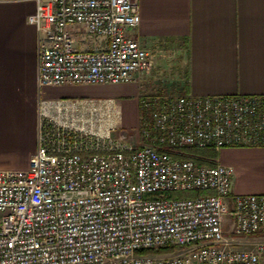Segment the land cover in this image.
<instances>
[{
  "label": "built area",
  "instance_id": "built-area-1",
  "mask_svg": "<svg viewBox=\"0 0 264 264\" xmlns=\"http://www.w3.org/2000/svg\"><path fill=\"white\" fill-rule=\"evenodd\" d=\"M140 18V0H37L38 146L28 168L0 169V264H260L264 239L237 247L224 225L264 234V193L232 194L233 167L189 148L264 147V94H141L135 129L116 98L41 95L148 74L127 34Z\"/></svg>",
  "mask_w": 264,
  "mask_h": 264
},
{
  "label": "crops",
  "instance_id": "crops-1",
  "mask_svg": "<svg viewBox=\"0 0 264 264\" xmlns=\"http://www.w3.org/2000/svg\"><path fill=\"white\" fill-rule=\"evenodd\" d=\"M36 6L37 0H0L2 170L28 168L38 146L39 32L28 20ZM140 14L127 34L147 49L153 71L176 76L177 91L264 94V0H140ZM81 47L103 48L106 39ZM149 75L123 83L46 86L41 95L116 98L123 108L122 127L135 129L139 96L155 92ZM217 159L233 167L232 194L264 193L263 146L226 147Z\"/></svg>",
  "mask_w": 264,
  "mask_h": 264
},
{
  "label": "rangeland",
  "instance_id": "rangeland-1",
  "mask_svg": "<svg viewBox=\"0 0 264 264\" xmlns=\"http://www.w3.org/2000/svg\"><path fill=\"white\" fill-rule=\"evenodd\" d=\"M154 72V73H153ZM149 75V80H151V84L153 85V90L155 92L151 94H162V95H170V94H179L181 92L177 91V82L178 80L176 79V76L174 77V74H166L161 73L160 71H153L152 70L148 73ZM169 75V76H168ZM173 75V76H172ZM134 129V128H133ZM134 131V130H132ZM206 159V158H204ZM233 222L234 218L233 216L226 214L225 215V225L224 229L228 236L232 240L236 242V246L240 248H248L251 247L255 241L264 239V234H257L253 236H242V235H235L233 233ZM169 251H162L160 252L161 255L168 254ZM262 264L264 261V255L261 256Z\"/></svg>",
  "mask_w": 264,
  "mask_h": 264
},
{
  "label": "trees",
  "instance_id": "trees-1",
  "mask_svg": "<svg viewBox=\"0 0 264 264\" xmlns=\"http://www.w3.org/2000/svg\"><path fill=\"white\" fill-rule=\"evenodd\" d=\"M189 151L193 154V158L199 162V163H209V164H214L215 159L218 158L219 152L216 151L213 148H189ZM203 158H201V157ZM204 157L206 159H204ZM200 192L198 191H177V192H172L171 195L177 196V197H194L198 195ZM173 250L172 248H167L162 251H171ZM151 250H144L143 252H150Z\"/></svg>",
  "mask_w": 264,
  "mask_h": 264
}]
</instances>
